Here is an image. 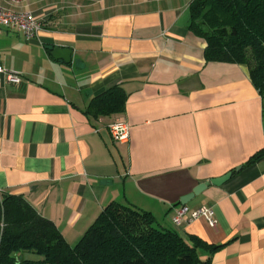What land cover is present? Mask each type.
<instances>
[{"label": "crops", "instance_id": "1", "mask_svg": "<svg viewBox=\"0 0 264 264\" xmlns=\"http://www.w3.org/2000/svg\"><path fill=\"white\" fill-rule=\"evenodd\" d=\"M192 1L0 0L44 19L38 38L0 28V63L25 77L0 84V194L24 195L71 245L117 201L203 239L207 264H264L263 99L246 64L206 60ZM116 89L122 110L102 113ZM229 171L186 204L213 207L215 227L174 222L183 196Z\"/></svg>", "mask_w": 264, "mask_h": 264}, {"label": "trees", "instance_id": "2", "mask_svg": "<svg viewBox=\"0 0 264 264\" xmlns=\"http://www.w3.org/2000/svg\"><path fill=\"white\" fill-rule=\"evenodd\" d=\"M190 15V28L207 41V61L249 67L264 112V0H193ZM125 97L122 89L110 92L100 111H121ZM210 246L196 235L159 226L151 211L117 201L71 245L24 195L0 194V264H207L198 251Z\"/></svg>", "mask_w": 264, "mask_h": 264}, {"label": "built area", "instance_id": "3", "mask_svg": "<svg viewBox=\"0 0 264 264\" xmlns=\"http://www.w3.org/2000/svg\"><path fill=\"white\" fill-rule=\"evenodd\" d=\"M27 1V0H12ZM44 26V19L33 15L30 11H13L0 6V28L5 27L10 30L22 31L28 39L38 38ZM25 80L22 73L10 70L0 63V84L18 85ZM113 138L121 143H127L130 138L129 124L122 121H115L109 126ZM189 220L205 218L208 223L215 227V210L211 206H202L195 210H190L187 205H182L176 209L173 220L176 224H181L186 216Z\"/></svg>", "mask_w": 264, "mask_h": 264}, {"label": "water", "instance_id": "4", "mask_svg": "<svg viewBox=\"0 0 264 264\" xmlns=\"http://www.w3.org/2000/svg\"><path fill=\"white\" fill-rule=\"evenodd\" d=\"M71 54H72V50L70 48L67 47H63V46H56L53 51H52V55L56 58H63L66 61H69L71 59ZM241 167H237L235 170H239ZM234 174V171H229L228 173H226L225 175L221 176V177H217V178H213L209 181L203 182L198 184L191 193L183 196L181 198V203L182 205H186L188 202H190L196 195L201 194L209 185L214 184V185H221L224 182H226L227 180H229Z\"/></svg>", "mask_w": 264, "mask_h": 264}]
</instances>
